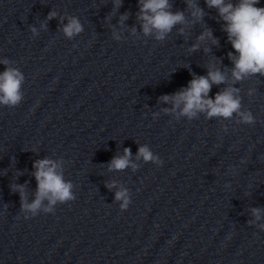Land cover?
<instances>
[{
	"label": "clouds",
	"instance_id": "9594fccd",
	"mask_svg": "<svg viewBox=\"0 0 264 264\" xmlns=\"http://www.w3.org/2000/svg\"><path fill=\"white\" fill-rule=\"evenodd\" d=\"M114 10L122 6L123 0H112ZM191 20L186 18L184 11L173 12L169 0H137V20L140 22L141 31L145 36L154 35L157 41H163L171 33L176 25L180 34L185 33V27L201 23L206 15L203 8L199 6L198 0H184ZM260 0H205L208 9H216L218 22L222 21V30L227 34V41L234 51L228 52L227 56L232 63L231 69L221 70L218 64L221 62L213 57L206 65L207 74L197 76L188 82L187 87L171 95H163L159 99L165 104L171 103L172 108H165L163 111L176 113L178 117H186L189 121L196 119L198 114H205L206 119L222 118L231 119L234 115L239 117V123L252 125L256 119L249 110L242 109V97L240 89L234 85L251 77H264V7H257ZM57 12L50 11L47 19L57 17ZM67 23H64V20ZM128 19V13L120 16L122 24ZM63 34L71 39L83 31L80 20L75 16H61ZM46 23L41 24L46 29ZM29 30L35 35L37 30L29 26ZM135 34L136 28H132ZM119 39V36L115 37ZM211 41L217 45L218 40L212 35L211 29L204 30L198 37L197 43L189 49L190 52L197 51L202 43ZM205 53L210 52L209 47L204 48ZM10 60L0 59L4 71L0 72V106L13 108L18 106L23 98L22 85L25 82L24 74L17 67L10 66ZM230 73V75H229ZM226 84L227 86L217 92L214 97L210 96L213 85ZM254 89H249L248 95H253ZM177 110L178 113H177ZM226 130V129H225ZM132 151L125 148L123 155L114 156L108 163L109 171H123L131 167L135 171L138 167L132 161ZM143 160L161 166L163 161L153 153L148 145L138 147L136 160ZM245 163V161H241ZM62 162L53 161L48 158L39 159L33 162L32 173L36 183L35 198L28 202L25 193V184H13L12 190L20 195V211L24 218L37 216L41 210L45 213H54L55 205L73 201L76 196L73 194V184L66 181L61 169ZM22 174V173H20ZM106 187L111 190L116 187V182L108 183ZM115 200L120 203L121 211H126L131 203L129 190L121 187L115 192ZM47 201V204L44 202ZM251 213L255 221L261 219L264 209L252 208ZM254 221H249V224ZM259 228L264 231V224Z\"/></svg>",
	"mask_w": 264,
	"mask_h": 264
}]
</instances>
